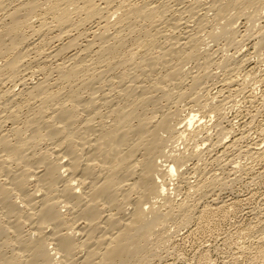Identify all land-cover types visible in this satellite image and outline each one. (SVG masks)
Instances as JSON below:
<instances>
[{"label": "rangeland", "instance_id": "rangeland-1", "mask_svg": "<svg viewBox=\"0 0 264 264\" xmlns=\"http://www.w3.org/2000/svg\"><path fill=\"white\" fill-rule=\"evenodd\" d=\"M22 1L16 0V1H12L11 3L10 0H0L1 24H5V23L7 24V19L5 18V16L8 15L11 11H13L16 5L21 4ZM45 1L47 0L39 1V3L41 4L40 6H44V3L46 4V6L40 7L41 10L37 13V16L32 17L30 23L25 27V29L24 28L22 29L23 31L21 33L24 34L23 36H25L27 39L29 38L30 39L27 40V42H25L23 46H20V49H18V51L15 52L14 54L15 57H17L18 54H20L18 55L19 57H22L21 59L19 58L21 62H23L21 63L22 66H20L21 69L19 68L20 71L16 70L20 73L15 72V75L14 73L12 74L10 73L11 75L8 73H4L5 75L0 74V113H1L0 138L5 136L7 139L10 140L8 141L11 144H14L12 141L16 143L17 137L14 136L13 133L15 130L21 128L22 131H25L23 132V138H25L24 140H28L30 138L33 139L35 136V127L32 121H34L35 117H37V115L35 116V114L39 112L38 116L42 115L41 116L42 122L44 119H46L45 122L40 125L41 130L43 129L42 132L40 130L38 133L39 137L34 139L36 140L35 145L33 147L31 146L26 150V152L29 153L25 152L26 154L25 156L27 158L24 159V162L23 161L20 162L21 163V164L19 163L20 165L14 162L10 163V166L8 165L7 167L8 170H6L7 174L4 171L2 172L4 168L1 167L0 169L1 171L0 187H4L5 185L4 183H7L6 185H10L12 180V184L10 186H5V187L6 188L9 187V189L11 187L12 191L14 192L13 195H11L12 192L10 193L11 196L9 201L12 200L10 204L16 203L14 205L12 204V206L15 207L16 210L15 212H17L14 214L15 218L13 216L11 217L5 216L6 214L5 211H7V207L5 205L7 203L5 202H3L5 204L1 203L3 200L0 199V217H1L0 225L5 230L2 232L3 233V235H1L2 237L0 236V247H1L0 255L2 256V257L0 256V258H4L5 256V260L6 259L13 260L16 259V257L18 256L17 258V260L19 259L17 261L18 263L20 260H22L23 262L20 261L22 262L21 264H27L28 260H32V252L30 253V251L26 249L25 250L22 249L23 250L22 251L20 250V248L22 247L24 248L26 244L27 245L33 244L36 241H40L44 239L42 241L46 240L45 244L48 242L46 244V248H47L46 250L48 252L50 251L49 253L50 255H52L51 257H54V254L57 253L55 254V259L53 258L54 260L53 264H60V262H56V261H62L61 264H67L68 262L71 263V261L74 264H88L87 261H90L92 264H96L97 262H98L97 264H99L101 262V259H99L100 255L99 256L96 255L94 257L92 256L89 258V252L95 250V248L99 249L101 247L103 240L102 241H97V240L99 239V237H101V239L104 238L103 236L104 232L107 236L119 232L118 227L117 228L113 227L112 229V227L110 228L109 224L108 227L104 228L105 226H107L106 222L108 220L110 223V218L108 217H111V220H113L114 223L113 217H115L116 215L118 217L117 218L115 217V220H117L118 222L116 221L115 222L119 223V221H121L122 218L123 220L121 221V223H124V221L125 220L127 221L130 216H131L130 219L132 218L133 212H135L136 205L138 204L135 203V201L142 200L143 198V202L145 203H143L144 207L143 206L142 207L146 209L145 210L146 212L153 210L152 212L153 214H150L152 215L150 217H152L153 219H156L155 216L158 217L157 218L158 220L156 219L157 220L156 222L160 221L162 222V224L157 225L158 227L155 228L154 230L155 232H153V234L150 235L148 240L145 241L147 242L146 244H144L145 242L142 243V246L145 245L146 249H144L145 247L142 248V251L143 249L144 251L140 253L141 255L139 258L141 259V256H143L142 257L143 259L141 260L137 259V261L136 259H134L128 264H264V47H263L264 46V3L257 2L253 6L249 5L244 8L245 10L243 9L241 11V12L244 11L243 13H241L238 10L236 11L232 9L228 11L226 10L225 12H227L228 14L224 13V16L222 18H219L221 20L220 21L219 19H217L218 17L216 15V12L212 8V4H211L212 0H208V1L204 0V2H202L199 5L197 4L196 0H115L116 4L115 3L113 4L114 8L122 4V2L124 3L126 2L124 5L127 4L130 5L131 7L136 6L134 7L136 9L144 8V9L156 10L157 8H159L157 9L158 11L156 10V12L160 14L164 12L168 16L166 15L165 16L166 18L163 17L161 19L160 17L161 15L159 14L160 16L158 15L157 17H154L152 20H148V21L147 20L140 21L139 19H133L131 21V23L134 26L133 27L131 25L133 27L132 32L130 34L129 32L128 34L126 32L127 38H125L123 43L126 46H123L122 48H117V53L119 55L116 53L117 58L113 60V62H115V65L113 66L114 68H111L110 70H105V68L100 67L99 70H95L93 68L92 70L89 71L81 70V73L82 71H84L85 77L82 76L83 74L79 73L81 75H78L77 78L74 79L71 83L64 82L62 83L63 84L62 85L58 81L61 76L60 75L61 72H58L56 70L57 68L56 65L61 64V62L62 64L64 62V65H68V64L71 65L74 62L73 56L74 54L76 55V53L81 52L80 54L82 56L85 55L88 56V54L85 53V50L88 46L92 47L93 51L91 52L92 55L90 54L91 56L89 55L90 57L88 56L89 58L86 59V62L88 61L90 62V60L91 62L94 61V57L96 54L93 53H97L99 49V42L101 40L100 38L98 39V37H100L101 34H104L103 36H109V35L116 36L118 29L116 30L112 28H114L113 26L115 25V23L117 24L118 18H121L120 15H122L123 12L122 14L118 12L120 15L117 13V16L116 14L113 13H111L112 17L108 15L109 22L111 21L110 23H112V25H110L111 30L109 29V34L105 31L103 32V28H101L105 25L104 21L102 22V20L95 19L93 21H90L89 23L88 22L85 23L83 22L84 18L82 16L78 17L77 14H73L72 15L73 24L74 25L80 24V25L79 27L77 25L75 27H69L68 29L70 30H68V33L69 32L70 33L68 34L64 31L62 32L52 27L53 25L51 18L45 17L47 10L46 7H48L47 6L48 3ZM75 1H76L75 3L78 4V6L75 5V7L81 6L82 4L81 0H75ZM96 1L97 2L95 3L96 5H98L97 7L104 4L103 1H99V0ZM229 1L231 2V0H224L223 2L226 4V2L230 3ZM130 3H132L133 5ZM4 4H8V6L6 5L4 6ZM2 6L5 8L7 7L6 8L7 10L3 9ZM206 8L209 9V11ZM189 9L192 11H190ZM178 10L181 12L179 13ZM189 13H192L193 15ZM157 19H159L160 21H157ZM200 19L203 21V25L201 26L200 24H202V21ZM249 19H251V21ZM105 21L107 20L105 19ZM46 22L47 25H49L48 32L44 31L41 36H37L38 34H33L34 31H37ZM181 23H183V25H180L177 28L175 27L176 24L179 25ZM226 25H229L228 27L230 28L228 29ZM225 26L226 29L228 30H225ZM115 28H118V26L115 25ZM50 30L51 33H49ZM228 32L232 34H229ZM186 33L187 35L193 34L194 37L196 35L198 38L197 39L195 37L197 40H195L194 42L195 44L192 43L194 44V47H197L194 48V52L191 53L194 54L195 56L185 57L186 55L185 54L183 55L182 53V55L181 54L178 55L179 57L178 56L175 58L171 57L172 59L169 60L170 61L169 63L163 59L161 60V57L160 59L158 58L159 60L157 58L155 59V57L159 56L160 53H164L163 46H167L169 41L175 42L179 40L178 42L180 43L183 42V38L187 36ZM260 33H262V35ZM211 34L214 35L216 34V36ZM150 35L153 37H151ZM210 36H213L215 38ZM169 37L173 39V41H171ZM167 39H169V41ZM70 41L75 42V44L73 43L72 47L70 46L71 48L69 47L71 50L67 48V50L69 51L65 50L62 53V55L58 57L56 60L50 58L49 60L44 57V55L47 56L46 54L51 53L52 55V53L63 48V45H68ZM112 41H110L111 44H114V40ZM110 42H108L109 45ZM196 43L197 45L200 44V46L199 45L197 46ZM159 48L161 49L162 52L159 50ZM195 49L197 51H195ZM137 51L138 53H136ZM162 55L160 54V56ZM2 57L0 56V70L6 65L8 61V58L6 57L2 58ZM145 57L147 58L150 57L151 58L150 60H155L157 65L162 64L163 66L158 65L157 67L158 69L155 68V70L152 71L148 70L149 68L150 69L152 68V66L151 65L149 66V64L150 63L153 64V61L150 62L149 58L146 59ZM143 58L146 59L147 64L145 63L146 61L143 62V64L141 63L142 61H144ZM71 59L73 60V62L71 61ZM120 59L121 61H119ZM130 59H132V61ZM128 60L130 61L126 63ZM157 60L161 62H158ZM122 61H124L125 63L123 62V65L119 66V63ZM139 62L141 66H144L143 68H137L134 65V63L138 64ZM115 66L117 67L115 68ZM145 66L147 67L145 68ZM171 68L173 69L176 68V70H170ZM43 69L44 72H42ZM175 71H176V75H173L174 74L173 72ZM1 72L2 71H0V73ZM143 72L145 74H142ZM168 72H170V74H168ZM100 73L103 75H100ZM93 74L97 77H95ZM170 75H173V77L170 78L171 77ZM91 76H93L94 78L92 79ZM123 76L125 79L123 78ZM81 77H84L86 80L84 78L82 79ZM86 77H88L89 79H87ZM121 78L124 79L125 82L121 81L120 83L119 80H121ZM88 80H93V81L97 80L98 82L97 81L93 82L94 84L92 83L90 87L89 85L85 87L87 85L85 84V81ZM159 81L161 84L159 83ZM42 82L43 83L46 82L48 85H50L49 90L52 93L61 91L63 93V99L61 103H64L65 101L64 104H66L67 106H70L69 103L68 104L66 103L68 101L67 97H69L68 95H70L69 93L75 91V88L76 90L80 89L79 92L78 91L77 92H78V96L81 97L80 102L82 104L81 103H80L81 105L77 104L78 107H76L77 110H80L78 113L76 112L77 113L76 115L80 116L78 117L79 120H77L78 118H76L74 119V121H69L68 122L69 128L67 127V123H66L68 132L70 130V133H73L75 136L72 134L71 135L74 136L75 138L78 137V140L80 139L81 134L77 136L78 134H75L74 133L75 131L76 133H78L79 131L81 133L83 132L85 134L84 135L85 137H88L89 135L88 140L93 141L94 139L100 136L99 134L104 130L105 127L108 128L110 124L115 125L116 121L112 118V116H114L113 115L114 113L112 112L115 111L120 113L122 111H126V109H128L126 111L127 113L129 112L128 114L135 113L132 119L129 121L131 122L129 123L130 125L127 124L129 130H133L130 131V133L127 132V135H129V137H127V144L132 145L139 142L138 140L141 138V136H144L145 140L146 139L148 140V138L151 139L150 134H153L155 131L156 132L159 131L157 135L161 136V138L158 139L161 140L162 145H160L161 143L159 144L160 146H158L157 149L158 154L156 152L155 155V161L157 162V165L170 166L174 164L172 163L173 159L177 156L180 157L182 160V162H180L181 164L180 163L177 164L178 166L181 167L180 170H179L180 167H177L176 170H178L177 171L178 173H175L173 176L163 175L165 177L162 176L158 178L155 177L157 178L155 179L156 183L159 184L166 183L165 187H166V192L168 193L167 194L165 193V197L156 199L157 197L155 196L156 198L155 197L154 198L156 200L150 197L151 198L150 200L151 202H150L148 200L146 201L144 200V197L141 194L143 192L139 193L140 191L143 190H139V189L136 190L135 188L134 190L131 189L129 190L130 186L138 181L139 175L142 172L140 166L138 167L136 166L137 169L131 168L132 171H130V169L129 170L126 169V172L123 171L120 174V176L122 177L119 176L120 185L116 188L118 193L116 192L117 194L116 193L115 194L118 195L119 197L118 196L117 197L120 198L119 200H121V202H119V204L121 205L120 208L121 209L122 207L123 209L126 208L125 210L123 209L121 210L119 208V210L121 211L120 213L118 212V209H116L118 207L117 205L110 206L108 203L106 204L102 200H100V203L99 201L96 202L98 203L97 204L98 209L99 210L101 209L100 210L101 212L100 211L98 212L101 213L100 217L102 218L101 220L99 219L98 221H96V223L98 225L100 224V227L103 228L94 230L93 227V229L88 230L89 222L86 223L88 218L82 213H80V211L81 212L82 210L84 211V207L90 201V199L88 200L89 197L87 196L90 192L85 187L79 186L80 188L79 193L81 195H83L84 193V198L82 200L84 205L79 204V206L77 207L78 209L75 208L76 210H74L75 211L74 213H72L73 211L71 212L70 209L69 210L64 209L65 208L64 205H62V207L59 208L57 207L56 211L59 214H61V219H64V221L62 220L63 222H61L63 223V226L60 224L59 228H54L51 222L44 223L46 228L42 227V233L41 232L36 233L38 230L35 228L38 226V224H42L39 223L40 221L38 217V212L44 208V207L42 208L43 205L45 206L51 205L52 201L62 202L61 200H64L62 197L61 188L63 189L65 183L62 182L67 181L69 178L67 174L64 175L65 177L62 176L64 180H61V183H59V181L55 183L54 187L52 188L53 190L51 188H48L49 186L47 184H41L42 182L46 183L44 182L45 180L44 181L42 180L39 185L40 179L37 175L40 172L44 171L46 169V166L48 167L52 165L59 166L57 162L58 161L57 155L55 154V149L57 148V145L59 143L57 142V139H53L52 137L53 139L52 141V139L49 138L53 136L52 129L50 127H51V123L53 122L51 120L55 118L54 109L57 107V105L48 106L49 108L45 106L44 108L46 109H44L43 107H41L42 106L41 97L35 98L31 101L29 99V96L27 95L28 91H31L32 88L37 87V85H39ZM80 82H83L85 86H83V84L81 85ZM79 84L80 86H78ZM157 85L158 86L160 85L159 87L161 88V90H159L160 88ZM127 86L132 87V91L134 92L130 93L131 88L129 91H127L128 89ZM155 88L156 91H154ZM157 90L160 92H158ZM8 92H10L9 95H7ZM84 94L87 95L85 96ZM129 94H131V97H128ZM61 96L60 98H62ZM194 99L195 101H193ZM136 100H138V102H136ZM88 101H90L89 103H91V101H94V107L96 110L90 108L89 109L90 111H88V109L86 110V108L83 107L86 106L85 104H87ZM196 101L198 103H196ZM139 103H141V105ZM10 104L14 109L11 107ZM27 104L29 106H27ZM133 107L134 109H132ZM4 108L7 110H5ZM81 108L82 109L84 108L83 111ZM129 109H131V111L134 112H131ZM12 111L16 112V115L18 116L17 120L19 121L16 120L17 121L16 122L10 118L9 114L10 113L12 114ZM218 111L220 112L218 113ZM3 112L5 115L3 114ZM87 114L88 116H86ZM191 115H193V117ZM191 117L195 118L194 119L195 121L193 122L195 124H192L193 126H191L190 128L188 127L189 126L188 121L190 122V119H192ZM95 119L96 122L94 121ZM153 119H155L156 121ZM89 120H93L91 122H93L94 124L93 125L91 124V126L87 125L85 122H88ZM12 121L14 122L12 123ZM146 122H148L149 125ZM59 123L62 126V123L60 121ZM160 123L161 124L165 123L166 127H164ZM85 124L86 126H84ZM45 125L46 126L48 125L47 128H50L49 131L45 129ZM127 125L125 129L128 128ZM141 125H143V128L146 127L147 125L148 126L147 129L149 131L144 130ZM72 126L76 130L70 128ZM155 126H157V128L162 126L163 128L160 127L159 128L160 130L159 129L157 130ZM167 126L169 127V130L167 129L168 128ZM96 127H100L102 131L100 130L101 132H99V130ZM152 127L156 128V130L155 128L153 129L154 132H152L151 130ZM82 128H85V130H83ZM92 128L93 130L91 132ZM133 128H136L137 130L136 129L134 130ZM165 128L167 131L164 130ZM77 129H79V131ZM89 129L90 131H88ZM161 129L162 132H160ZM129 130L127 129V131ZM46 131L48 132L46 133ZM86 131H88L89 133L86 134ZM139 131L140 134L144 133V135H138L137 133ZM93 132L97 134L93 135L94 134ZM149 132L150 134H148ZM178 133L180 134V136ZM47 134L48 136L45 137V135ZM133 139L137 141H134ZM86 141L87 140H85V142L81 141V147L88 146ZM82 143L83 144L86 143V145H82ZM127 144L122 147L123 152L125 151L124 153H126L130 148L127 146ZM175 147L177 148L174 150ZM140 148L141 149L138 150V153H136L137 156L136 159L139 161H144L143 159L145 158V156L143 158V155H146L144 154L145 150L142 149L143 146ZM3 151L4 150L0 148V153H1L0 164L5 160V152ZM85 152H86V148L84 149V152H82V154L80 153L81 155L79 158V160L81 161L82 169L85 168L88 161L87 159H89V157H87L89 154L87 152L85 154ZM174 152L176 153V155ZM52 154L56 155V157L53 156ZM42 155L45 156L44 161H42L45 164L42 163L38 164L40 162V158H41L40 156ZM169 156L171 157L169 158ZM140 157H142L143 159ZM165 157L169 158L170 160L165 159ZM46 158L48 159L46 160ZM171 158H172V162H171ZM28 159H30L29 162ZM45 160L47 162H45ZM96 161L98 160L95 159V162ZM51 162H53L54 164ZM92 162L95 165H97V169H96L97 171L100 170V168L102 169L104 166L108 167V165H103V166L100 165L102 164L100 163V161H98L99 164L98 163L96 164L94 161ZM46 163L48 165H46ZM34 164L35 165L37 164L38 166L34 167ZM24 165L26 167L29 166V168H33V169L30 170L28 168V172H27L26 170H24L26 169ZM16 166H19V168L14 169L17 168ZM134 169H136L135 173H133ZM23 170L26 172H24ZM20 171L27 174L22 175ZM24 175L28 177L30 176L29 179L25 178ZM13 177L15 180L20 179L22 177L23 180H28L26 181V183L27 182L29 183L25 185L26 186L25 188L28 191L25 190V192H27L25 193V195L23 194L22 196L20 192H16L13 186L14 179H11ZM88 179L87 180L89 182H93L94 176L91 178V180L90 178ZM161 179L165 182H162ZM43 185H46V189L44 188ZM48 189L50 190L48 191ZM46 190L48 191V195L47 192H44ZM51 191L52 193H49ZM122 191L123 194L121 193ZM129 192L130 193L132 192L131 197L129 195L130 194ZM32 193L34 194L35 199H27L26 197L32 195ZM124 195L126 196L124 197ZM47 198L48 200L50 199L49 204L48 203L46 204V202L48 201ZM44 199L46 202L44 201ZM18 200L20 201L18 202ZM29 200H35V201H29ZM155 201H156V206L154 203ZM31 202H33V204H31ZM34 204H36L37 206ZM30 205H34L30 207L34 210L30 211V208H27L28 210L26 209V207H29ZM3 206H5L6 208ZM16 206H19V208H17ZM149 206L151 207V209ZM154 211L156 212L158 211L157 214H155ZM17 214L22 215L19 216V218H21L20 220L22 221L17 220L18 219ZM25 214H27V218H31L30 216H33L34 219L32 220L31 218L29 221V219L25 218L26 217ZM168 214H170V217L166 218ZM84 217L87 219H84ZM104 217L106 220L104 219ZM152 218H150L149 221L151 220L153 221ZM23 219L26 223L23 222ZM76 219H78V221ZM17 221H19L20 224ZM12 223L19 224L20 226L18 227L22 226V228H19L20 229L19 234L20 236L23 235L22 237H20L18 233L14 232L13 229L17 227V225L14 224L13 226H11ZM104 223L105 225H102ZM9 227L11 228L13 227V228L12 229L10 228L11 230H9ZM81 228L84 231L81 230ZM21 229H23V231H21ZM58 229L60 230V233ZM106 229L108 233H106L105 231ZM75 230L76 232L78 231L79 232L82 231V232L79 233L80 235L75 236ZM85 230H87L88 232L95 231V233L93 234L94 238L92 239L93 241L94 239H96L95 241L97 242L95 241L93 242L91 240L92 245L90 244L89 246L86 247L81 246L83 247V249H80L81 248L80 243L83 241L85 242L86 238H88V234H90ZM34 232L36 233V235H33L35 234ZM85 232H87L88 234ZM4 233L7 236H5ZM56 234H58L59 236L66 234L69 235L73 234L74 236L72 237L73 238L76 237L75 239H73L75 240L74 243L76 244L75 253L73 252L74 255L70 256L73 257V259L69 258V260L66 261V259H63L64 257L62 253L60 254L59 250L56 249L58 248L57 245H55L57 244V242L54 240L55 237H58ZM32 235L35 237H33ZM22 238L27 240V242L25 240H24L25 243L22 242L23 241ZM15 239H17V241ZM5 242H6V246H4ZM19 242H22V245ZM77 245H79L78 248ZM19 251L21 254H23V256L19 253ZM28 254L29 256H27ZM2 260L4 259H0V261ZM28 263L30 262L28 261Z\"/></svg>", "mask_w": 264, "mask_h": 264}, {"label": "bare ground", "instance_id": "bare-ground-1", "mask_svg": "<svg viewBox=\"0 0 264 264\" xmlns=\"http://www.w3.org/2000/svg\"><path fill=\"white\" fill-rule=\"evenodd\" d=\"M11 1V3H12V1H16V0H10ZM18 1V0H17ZM22 1V0H21ZM39 1L40 0H25V1H22V3L21 4H19V5H16V7L13 9V11H11L8 15H6L5 16V18L7 19V24L5 23V24H1L0 23V56L2 57H6V58H8V61H7V63H6V65L0 70V71H2L0 74H4V73H8V74H12V73H14V75H15V72L16 73H20V72H18V71H16V70H19V68L21 69V67L20 66H22L21 65V63H23V62H21V58L22 57H19L18 55H20V54H18L17 55V57H15L14 56V54H15V52H17L18 51V49H20V46H23L24 45V43L25 42H27V40H29V39H27L25 36H23L24 34H22L21 32L23 31L22 29L24 28L25 29V27L30 23V20H31V18L32 17H34V16H37V13L41 10V8L40 7H44V6H46V4L44 3V6H40L41 4L39 3ZM82 2V4H81V6H79V7H75V5L76 6H78V4L77 3H75L76 1L75 0H47V1H45V2H47L48 4H47V6L48 7H46V18H51V20H52V27H54V28H56V29H58V30H60V31H64V32H66V33H68V30H70V29H68L69 27H75L76 25H74L73 24V22H72V15L73 14H77L78 15V17L80 16H82L84 19H83V22H90V21H93V20H95V19H99V20H102V22L104 21L105 22V25L103 26V27H101V28H103V32L105 31V32H107L108 34H109V29H110V25H112V23H110L109 22V17H108V15H112L111 13H113V14H116V16H117V13L118 12H120V14H122V12H123V14L122 15H120L119 13V15L121 16V18H118V22H117V24L115 23V25H117L118 26V28H115V25L113 26L114 28H112V29H118L117 30V34H116V36H103L104 34H101L100 35V37H98V39L100 38L101 40H100V42H99V49H98V51H97V53H93V54H96L95 55V57H94V61H92L91 62V60H90V62L88 61V62H86V59L87 58H89L92 54H91V52L93 51V48L92 47H90V46H88L87 48H86V50H85V53H87L88 54V56L87 55H85V56H82L80 53H76V55L74 54V56H73V60H74V62H73V60L71 59V61L73 62L71 65H64V62H63V64H62V62H61V64H59V65H56V70L58 71V72H61V76H60V78H59V82L62 84V83H64V82H66V83H71L74 79H76L77 78V76L78 75H81V74H83L82 76H84V71H86V70H92V68L93 69H95V70H99V68L100 67H103V68H105V70H110L111 68H114L113 66L115 65V62H113V60L114 59H116L117 58V48H122L123 46H126L125 44H123L124 43V40H125V38H127L126 36H127V34H128V32H129V34L132 32V28L134 27L133 26V24L131 23V21L133 20V19H139L140 21H145V20H152L154 17H157L160 13H158V12H156V10L157 9H159V8H157L156 10L155 9H144V8H140V9H136V8H134V7H136V6H134V7H131L130 5H124L125 3L124 2H122V4H120L119 6H115L116 8H114L113 7V4L115 3V0H99V1H103V3L104 4H102L101 6H99V7H97L98 5H96V3L95 2H97L96 0H81ZM197 1V4L199 5V4H201L202 2H204V0H196ZM208 1V0H207ZM207 1H205V2H207ZM224 0H212V8H213V10H215V12H216V15H217V19H219V18H222L223 16H224V13L226 14L227 12H225L226 10L228 11V10H230V9H232V10H238V11H242L245 7H247V6H253L254 4H256L257 2H260V3H264V0H231V2L230 3H227L226 2V4L223 2ZM5 2H7V1H5ZM20 2V1H19ZM130 2H132V1H130ZM176 2V1H175ZM8 3H9V1H8ZM16 3V2H15ZM18 4V3H17ZM99 4V3H98ZM116 4V3H115ZM130 4H132V3H130ZM158 4V3H157ZM8 6V4H4V6ZM133 5V4H132ZM160 5V4H159ZM168 5V4H167ZM208 5V4H207ZM258 5V4H257ZM204 6V5H203ZM141 7V6H140ZM149 7H151V6H149ZM166 7V6H165ZM168 7V6H167ZM198 7V6H197ZM211 7V6H210ZM258 7V6H257ZM2 8L3 9H6L5 7H3L2 6ZM146 8V7H145ZM152 8H155V7H152ZM194 8V7H193ZM164 9V8H163ZM171 9H173V8H171ZM180 9H182V8H180ZM197 9V8H196ZM207 9V8H206ZM7 10V9H6ZM190 10V9H189ZM208 11H209V9H207ZM245 10V9H244ZM258 10V9H257ZM158 11V10H157ZM160 11V10H159ZM169 11H171V10H169ZM179 11V10H178ZM190 11H192V10H190ZM42 12V11H41ZM161 12V11H160ZM181 11H179V13H180ZM213 12V11H212ZM234 12V11H233ZM244 12V11H243ZM243 12H241V13H243ZM247 12V11H246ZM4 13V12H3ZM162 13V12H161ZM164 13V12H163ZM160 14L159 16L161 17V19L164 17V18H166L165 16L167 15V14ZM196 13H197V11H196ZM198 13H199V11H198ZM250 13V12H249ZM256 13V12H255ZM254 13V14H255ZM189 14H192V13H189ZM228 14V13H227ZM234 14V13H233ZM119 15H118V17H119ZM193 15V14H192ZM215 15V14H214ZM235 15H237V14H235ZM249 15V14H248ZM168 16V15H167ZM197 16V15H196ZM204 16V15H203ZM206 16V15H205ZM239 16V15H238ZM247 16V15H246ZM44 17V18H45ZM112 17V16H111ZM114 17V16H113ZM191 17V16H190ZM226 17V16H225ZM229 17V16H228ZM237 17V16H236ZM244 17V16H243ZM258 17V16H257ZM171 18V17H170ZM81 19V18H80ZM105 19L107 20V21H105ZM160 19V18H159ZM159 19H157V21H160ZM190 19V18H189ZM206 19V18H205ZM201 20V19H200ZM220 20V19H219ZM250 21H251V19H249ZM157 21H155V22H157ZM162 21V20H161ZM176 21V20H175ZM202 21V20H201ZM221 21V20H220ZM231 21V20H230ZM2 22V21H1ZM41 22H43V21H41ZM99 22V21H98ZM101 22V21H100ZM101 22V23H102ZM135 22V21H134ZM133 22V23H134ZM138 22V21H137ZM149 22H151V21H149ZM199 22V21H198ZM205 22V21H204ZM227 22V21H226ZM259 22V21H258ZM139 23V22H138ZM153 23V22H152ZM163 23H165V22H163ZM187 23V22H186ZM185 23V24H186ZM208 23V22H207ZM93 24H94V22H93ZM100 24V23H99ZM103 24V23H102ZM156 24V23H155ZM175 24V23H174ZM200 24V23H199ZM205 24V23H204ZM219 24V23H218ZM254 24V23H253ZM79 25L80 24H78L77 26L79 27ZM133 27H132V26ZM180 25H183V23H181V24H176V28L177 27H179ZM201 25H203V21H202V24H200V26ZM220 25H221V23H220ZM51 26V25H50ZM156 26V25H155ZM186 26V25H185ZM198 26V25H197ZM209 26V25H208ZM227 27L229 26V25H226ZM226 26H225V30H228L230 27H228V29H226ZM231 26V25H230ZM112 27V26H111ZM168 27V26H167ZM174 27V26H173ZM232 27V26H231ZM255 27H256V25H255ZM175 28V29H176ZM202 28V27H201ZM49 29V25H47V22L46 23H44L37 31H34V33L33 34H38L37 36H41L42 34H43V32L44 31H49L48 30ZM224 29V28H223ZM234 29V28H233ZM232 29V30H233ZM111 30V29H110ZM173 30V29H172ZM177 30V29H176ZM178 30H179V28H178ZM201 30V29H200ZM205 30V29H204ZM53 31V30H52ZM97 31H98V29H97ZM115 31V30H114ZM142 31V30H141ZM149 31V30H148ZM188 31V30H187ZM251 31V30H250ZM102 32V33H103ZM126 32H127V34H126ZM161 32V31H160ZM192 32V31H191ZM219 32V31H218ZM49 33H51V30H50V32ZM70 33V32H69ZM68 33V34H69ZM95 33V32H94ZM116 33V32H115ZM171 33V32H170ZM197 33V32H196ZM216 33V32H215ZM223 33H226V32H223ZM222 33V34H223ZM229 34H232V33H230V32H228ZM227 33V34H228ZM139 34V33H138ZM149 34V33H148ZM261 35H262V33H260ZM132 35V34H131ZM167 35V34H166ZM186 35H187V33H186ZM211 35H214V34H211ZM224 35V34H223ZM44 36V35H43ZM42 36V37H43ZM46 36V35H45ZM66 36H67V34H66ZM151 36V35H150ZM174 36V35H173ZM181 36V35H180ZM214 36H216V34L214 35ZM42 37H41V40H42ZM86 37V36H85ZM102 37V38H101ZM130 37V36H129ZM149 37V36H148ZM151 37H153V36H151ZM155 37V36H154ZM163 37V36H162ZM195 37L197 38V36L195 35ZM194 37V35L193 34H189V35H187V36H185L184 38H183V42H178L179 40H177V41H173V39H171L170 37H169V39L171 40V41H173V42H170L169 41V39H167L169 42H168V45L167 46H163V51H164V53H160L162 56H160V54H159V56H157V57H155V59L157 58H159L160 59V57H161V60L163 59V60H165L166 62H170L169 60L170 59H172L171 57H177L179 54H181L182 55V53H183V55L185 54L186 56L185 57H187V56H189V57H192V56H195L194 54H191V53H193L194 52V48H197V47H194V42H195V40H197L196 38ZM210 37H213V36H210ZM58 38H59V35H58ZM57 38V39H58ZM167 38V37H166ZM213 38H215V37H213ZM212 38V39H213ZM179 39H180V37H179ZM203 39V38H202ZM229 39V38H228ZM112 40H114V44H111V42L110 41H112ZM127 40V39H126ZM149 40H150V38H149ZM163 40V39H162ZM55 41V40H54ZM94 41H95V39H94ZM181 41V40H180ZM206 41V40H205ZM242 41V40H241ZM42 42V41H41ZM77 42V41H76ZM108 42H110V45L108 44ZM157 42V41H156ZM167 42V41H166ZM68 43V42H67ZM73 43L75 44V42H73V41H70L69 42V44L68 45H63V48H61V49H59L58 51H56V52H54V53H52V55H51V53L50 54H46L47 56H45L44 55V57L46 58V59H57L58 57H60L61 55H62V53L65 51V50H67V48H69L70 46L72 47L73 46ZM91 43V42H90ZM112 43H113V41H112ZM136 43H137V41H136ZM192 43H194V44H192ZM228 43V42H227ZM39 44V43H38ZM145 44V43H144ZM91 45V44H90ZM93 45H95V44H93ZM149 45H151V44H149ZM157 45V44H156ZM196 45H197V43H196ZM199 46H200V44H198ZM197 45V46H198ZM67 46V47H66ZM75 46V45H74ZM81 46V45H80ZM117 46V47H116ZM70 47V48H71ZM116 47V48H115ZM264 47V46H263ZM69 48V50H71ZM155 48H156V46H155ZM124 49V48H123ZM149 49V48H148ZM69 50H67V51H69ZM96 50V49H95ZM119 50V49H118ZM159 50L161 51V49L159 48ZM195 51H197L196 49H195ZM35 52V51H34ZM33 52V53H34ZM84 52V51H83ZM82 52V53H83ZM96 52V51H95ZM162 52V51H161ZM29 53V52H28ZM84 53V54H85ZM117 53V54H116ZM136 53H138V51L136 52ZM197 53V52H196ZM190 54V55H189ZM38 55V54H37ZM119 55V54H118ZM134 55V54H133ZM146 55V54H145ZM151 55V54H150ZM2 57V58H3ZM44 57H42V58H44ZM179 57V56H178ZM181 57V56H180ZM184 57V58H185ZM20 58V59H19ZM93 58V57H92ZM146 59H148L149 58V60L151 59L150 57H145ZM145 58H143L144 59V61H142L141 63L143 64V62H145L146 61V59ZM49 59V60H50ZM135 59V58H134ZM142 59V60H143ZM154 59V58H153ZM158 59V60H159ZM65 60V59H64ZM131 61H132V59H130ZM130 60H128L126 63H128ZM157 60V61H158ZM45 61H47V60H45ZM63 61V60H62ZM119 61H121V59L119 60ZM141 61V60H140ZM151 61H153V64H149V66L151 65L152 66V68L150 69H148V70H155V68H157L158 67V65L160 66V65H162V64H158L157 65V63L155 62V60H150V62ZM249 61V60H248ZM35 62V61H34ZM123 62L124 61H122V62H120L119 63V66L120 65H123ZM137 62V61H136ZM158 62H161V61H158ZM163 62V61H162ZM185 62V61H184ZM39 63V62H38ZM125 63V62H124ZM146 64H147V61L145 62ZM168 63H165V64H168ZM183 63V62H182ZM118 64V63H117ZM116 64V65H117ZM134 65L137 67V68H143L144 66H141V64H140V62L138 63V64H135L134 63ZM206 65V64H205ZM118 66V67H119ZM163 66V65H162ZM166 66V65H165ZM30 67V66H29ZM117 66H115V68H116ZM122 67V66H121ZM147 66H145V68H146ZM24 68V67H23ZM107 68V69H106ZM109 68V69H108ZM48 69V68H47ZM131 69H132V67H131ZM158 69V68H157ZM156 69V70H157ZM3 70H4V72H3ZM80 70V71H79ZM81 70H84V71H82V73H81ZM145 70V69H144ZM170 70H176V68L175 69H173V68H171ZM20 71V70H19ZM166 71V70H165ZM31 72V71H30ZM42 72H44V69L42 70ZM52 72V71H51ZM96 72V71H95ZM103 72V71H102ZM105 72V71H104ZM79 73H81V74H79ZM94 73V72H93ZM99 73V72H98ZM174 74L173 75H176V71L175 72H173ZM10 74V75H11ZM47 74V73H46ZM51 74V73H50ZM108 74V73H107ZM142 74H145L144 72L142 73ZM160 74V73H159ZM158 74V75H159ZM168 74H170V72H168ZM172 74V73H171ZM5 75V74H4ZM9 75V76H10ZM24 75V74H23ZM32 75H34V74H32ZM41 75V74H40ZM89 75V74H88ZM94 75V74H93ZM100 75H103V74H101L100 73ZM126 75H128V74H126ZM173 75H170L171 77L170 78H172L173 77ZM44 76V75H43ZM95 76V75H94ZM117 76H118V74H117ZM132 76V75H131ZM180 76V75H179ZM200 76V75H199ZM13 77V76H12ZM85 77V76H84ZM84 77H81L82 79L84 78ZM92 77V79L94 78L93 76H91ZM95 77H97V76H95ZM98 77H99V75H98ZM103 77V76H102ZM127 77V76H126ZM140 77H142V76H140ZM159 77V76H158ZM169 77V76H168ZM28 78V77H27ZM87 79H89L88 77H86ZM116 78V77H115ZM123 78H124V76H123ZM139 78V77H138ZM176 78V77H175ZM178 78V77H177ZM206 78V77H205ZM5 79V78H4ZM20 79H22V78H20ZM48 79H50V78H48ZM85 79V78H84ZM91 79V78H90ZM125 79V78H124ZM124 79H122L121 78V80H119L120 81V83H121V81H124L125 82V80ZM134 79V78H133ZM6 80V79H5ZM25 80V79H24ZM86 80V79H85ZM111 80V79H110ZM129 80V79H128ZM136 80V79H135ZM15 81V80H14ZM33 81V80H32ZM40 81V80H39ZM97 80H88V81H85V84H87L86 86L83 84V82H80L81 83V85L83 84V86H85V87H87L88 85H89V87H90V85H92V83L93 82H96ZM99 81H102V80H99ZM133 81V80H132ZM164 81V80H163ZM166 81V80H165ZM170 81V80H169ZM195 81V80H194ZM87 82V83H86ZM98 82V81H97ZM110 82V81H109ZM200 82V81H199ZM28 83V82H27ZM46 83V82H45ZM45 83H40L39 85H37V87H34V88H32L31 89V91H28V96H29V99L32 101L33 99H35V98H38V97H41V99H42V106L41 107H45V106H56L57 105V107L54 109V113H55V118L53 119V120H51V121H53L52 123H51V129H52V133H53V136H51V137H49V138H51L52 139V137H53V139H57V142L59 143H57L58 145H57V148L55 149V154L57 155V159H58V165L59 166H56V165H52V166H46V169L44 170V171H42V172H40L37 176L39 177V185H40V183H41V181L43 180H45L44 182H46V183H41V184H47L49 187L48 188H53L54 187V185H55V183H57L58 181H59V183H61V180H64L63 178H62V176L63 177H65L64 175H68L69 176V178H68V180L67 181H65V182H62V183H65L64 185L65 186H63V189L61 188V193H62V197H63V199L64 200H61L62 202H58V201H52V204L51 205H43L42 206V208L43 209H41L39 212H38V217H39V223H42V224H38V226L35 228V229H37L36 231V233H38V232H41L42 233V227H44V228H46V226H45V224L44 223H48V222H51L52 223V225H53V227L54 228H59V225L61 224L62 226H63V223H61V222H63L64 221V219H61V214H59L57 211H56V208L58 207H62V205H64V209H70V211L72 212V213H74L75 211L74 210H76L75 208H77L78 206H79V204H83V202H82V200H83V198H84V193H83V195H81L80 193H79V190H80V188H79V186H82V187H85L86 189H88V191L90 192L87 196L89 197L88 198V200L90 199V201L87 203V205L84 207V211L82 210V212L80 211V213H82L83 215H85L87 218H85L84 217V219H87V221L86 220H84V221H86V223L87 222H89V228L88 227H86V228H88V230L89 229H93V227H94V230H97V229H99V228H103V227H100V224L98 225L97 223H96V221H98L99 219L101 220L102 218L100 217L101 216V213H99L98 211H100L99 209H98V207H97V204L98 203H96V202H98L99 201V203H100V200H102V201H104L106 204L108 203L110 206L111 205H117L118 207L116 208V209H118V212H120L121 213V211L119 210V208H120V204H119V202H121V200H119L120 198H118L119 196L118 195H116L118 192H117V190H116V188L120 185L119 183V176H120V174L123 172V171H125L126 172V169L127 170H129L130 169V171H132V169L133 168H136V166L138 167V166H140V169L142 170V172H141V174L139 175V179H138V181L136 182V183H134V184H132L131 186H130V188H129V190L131 189V190H134V188L136 189V190H143V191H140L139 193H141V192H143V193H141L142 195H143V197H144V200L146 201V200H148V201H150L151 200V198H154L155 196L157 197H155L156 199H160L161 197L163 198V197H165V193L167 194L168 192H166V183L164 184V183H161V184H159V183H156L155 182V179H157L158 177H160V176H162V177H165V176H163V175H169V176H173L175 173H178L177 171L178 170H176L177 169V167H180V166H178L177 164L178 163H180V162H182V160H181V158L180 157H175L174 159H173V162H172V158H171V162L172 163H174V164H172V165H170V166H159V165H157V162L155 161V155H156V152H157V154H158V151H157V149H158V146H160V145H162V143H161V140H159L158 138H161V136H158L157 135V133L159 132V131H153V129L156 127L157 128V126H155V127H152V132H154L153 134H150V132L148 133V134H150V136H151V139L150 138H148V140H147V142H146V140L144 139V136H141V138L138 140L139 142H137V143H135V144H132V145H129V144H127V137H129V135H127V132H129L130 133V131H133V130H129V127H128V125L127 124H129V123H131V122H129L131 119H132V117H133V115L135 114V113H133V114H128L126 111L128 110V109H126V111H122V112H112V111H110V112H112V113H114L113 115L114 116H112V118L116 121V123H115V125H112V124H110L109 126H108V128H104V130L102 131V129H100V127H96L98 130H99V132H101L99 135V137L98 138H96V136H95V138L96 139H94L93 141H91V140H88V138H89V135H88V137H85L84 135V133L82 134L80 131H79V129H77L78 131V133H76V131L74 132L75 134H78L77 136H79V134H81L80 135V139L78 140V137H74L75 135L73 134V133H70V130H69V132H68V129H67V127L69 128V126H68V122L69 121H74V119H76V118H78V117H80L79 115L77 116L76 114L80 111V110H77V108L76 107H78L77 106V104L78 105H81L82 103L80 102L81 100H80V96H78V92H79V90L77 89L76 90V88H75V91H73V92H71V93H69L70 95H68V93H67V95L69 96V97H67L68 98V101H67V99H66V103L68 104H70V106H67L66 104H64L65 103V101H64V103H61L62 102V99H63V93L61 92V91H59V92H56V93H52V92H50V90H49V86L50 85H48L47 83L45 84ZM53 83V82H52ZM59 83V84H60ZM75 83V82H74ZM77 83V82H76ZM91 83V84H90ZM120 83H119V85H120ZM131 83V82H130ZM153 83V82H152ZM151 83V84H152ZM159 83H160V81H159ZM19 84H21V83H19ZM94 84V83H93ZM133 84V83H132ZM161 84V83H160ZM175 84V83H174ZM5 85V84H4ZM63 85V84H62ZM61 85V86H62ZM65 85H67V84H65ZM77 85V84H76ZM168 85H169V83H168ZM193 85H194V83H193ZM195 85H197V84H195ZM78 86H80V84L78 85ZM82 86V87H83ZM117 86V85H116ZM126 86V85H125ZM129 86H130V84H129ZM139 86V85H138ZM158 86V85H157ZM160 86V85H159ZM158 86V87H159ZM174 86V85H173ZM27 87V86H26ZM32 87V86H31ZM72 87V86H71ZM88 87V88H89ZM128 87V86H127ZM127 87H126V89H127ZM63 88V87H62ZM70 88V87H69ZM81 88V87H80ZM92 88H94V87H92ZM91 88V89H92ZM110 88V87H109ZM130 88H131V91H130V93L132 92H134V91H132V87H128V89H127V91H129L130 90ZM136 88V87H135ZM153 88V87H152ZM160 88V87H159ZM166 88V87H165ZM66 89H67V87H66ZM72 89V88H71ZM70 89V90H71ZM108 89V88H107ZM137 89H139V88H137ZM141 89V88H140ZM174 89V88H173ZM180 89V88H179ZM65 90V89H64ZM84 90H86V89H84ZM103 90V89H102ZM101 90V91H102ZM112 90V89H111ZM111 90H110V92H111ZM114 90V89H113ZM143 90H144V88H143ZM159 90H161V88L159 89ZM78 91V92H77ZM91 91V90H90ZM96 91V90H95ZM126 91V92H127ZM150 91V90H149ZM154 91H156V88H155V90ZM158 91V90H157ZM186 91V90H185ZM20 92H22V91H20ZM139 92V91H138ZM158 92H160V91H158ZM9 93L10 92H8V94L7 95H9ZM26 93V92H25ZM96 93V92H95ZM94 93V94H95ZM166 93V92H165ZM5 94V93H4ZM93 94V95H94ZM112 94V93H111ZM125 94V93H124ZM127 94V93H126ZM62 95V96H61ZM85 95V94H84ZM87 95V94H86ZM85 95V96H86ZM89 95V94H88ZM182 95V94H181ZM60 96L62 97V98H60ZM90 96V95H89ZM109 96V95H108ZM183 96V95H182ZM91 97V96H90ZM125 97H126V95H125ZM128 97H131V94H129V96ZM148 97V96H147ZM106 98V97H105ZM111 98V97H110ZM152 98V97H151ZM179 98V97H178ZM8 99V98H7ZM107 99V98H106ZM129 99V98H128ZM180 99V98H179ZM91 100V99H90ZM114 100V99H113ZM127 101V100H126ZM151 101V100H150ZM193 101H195V99L193 100ZM30 102V101H29ZM35 102V101H34ZM33 102V103H34ZM84 102H86V101H84ZM90 101H88V103L87 104H85L86 106H83L84 108H86V110L88 109V111H90L89 109L91 108V109H95V107H94V101H91V103H89ZM114 102V101H113ZM136 102H138V100H136ZM11 103V102H10ZM28 103V102H27ZM81 103V104H80ZM104 103V102H103ZM108 103H110V102H108ZM118 103V102H117ZM132 103V102H131ZM131 103H128V104H131ZM196 103H198L197 101H196ZM91 104V105H90ZM112 104V103H111ZM114 104V103H113ZM140 105H141V103H139ZM11 105V104H10ZM41 105V104H40ZM44 105V106H43ZM87 105H90V106H87ZM157 105V104H156ZM155 105V106H156ZM2 106V105H1ZM23 106V105H22ZM27 106H29L28 104H27ZM102 106V105H101ZM130 106V105H129ZM11 107H12V105H11ZM18 107V106H17ZM19 107H21V106H19ZM39 107V106H38ZM13 108V107H12ZM11 108V109H12ZM49 108V107H48ZM54 108V107H53ZM83 108V109H84ZM122 108H124V107H122ZM193 108V107H192ZM5 109V108H4ZM14 109V108H13ZM39 109V108H38ZM44 109H46V108H44ZM82 109V108H81ZM83 109H82V111H83ZM120 109V108H119ZM132 109H134V107L132 108ZM5 110H7V109H5ZM4 110V111H5ZM30 110V109H29ZM77 110V111H76ZM96 110V109H95ZM98 110V109H97ZM112 110V109H111ZM114 110V109H113ZM130 111H131V109H129ZM214 110V109H213ZM51 111H53V110H51ZM93 111V110H92ZM91 111V112H92ZM198 111V110H197ZM30 112H32V111H30ZM42 112H44V111H42ZM46 112H47V110H46ZM77 112V113H76ZM126 112V113H125ZM131 112H134V111H131ZM130 112V113H131ZM220 111H218V113H219ZM51 113V112H50ZM87 113V112H86ZM89 113V112H88ZM95 113H96V111H95ZM111 113V114H112ZM171 113V112H170ZM193 113H195V112H193ZM216 113V112H215ZM1 114V113H0ZM3 114H4V112H3ZM41 114V113H40ZM44 114V113H43ZM93 114V113H92ZM5 115V114H4ZM3 115V116H4ZM7 115V114H6ZM10 115V118L12 119V120H14V121H16L17 120V118H18V116L16 115V112H13L12 111V114L10 113L9 114ZM37 115V117H35ZM39 115V112L37 113V114H35V119H34V121H32V123H33V125H34V127H35V136H34V138L32 139V138H30V139H28V140H24L25 138H23V132H25V131H22V129L21 128H19V129H17V130H15L14 131V136H16L17 137V139H16V143L14 142V141H12L14 144H11L9 141V139H7L5 136H3V137H1L0 138V148H2L4 151L3 152H5V160L3 161V162H1V164H0V169H1V167L2 168H4L3 170H2V172L4 171L5 173H6V170H8L7 169V167H8V165L10 166V163H16V164H18V165H20L21 163L20 162H24V159H26L27 157L25 156L26 154H25V152H26V150L28 149V148H30L31 146L33 147L34 145H35V141L36 140H34V139H36L37 137H39L38 136V133H39V131L41 130V128H40V125L41 124H43L44 122H45V120L46 119H44L43 120V122H42V120H41V116H38ZM85 115V114H84ZM91 115V114H90ZM98 115H99V113H98ZM105 115V114H104ZM107 115V114H106ZM194 115V114H193ZM193 115H191L192 117H193ZM17 116V117H16ZM86 116H88V114L86 115ZM176 116H177V114H176ZM94 117V116H93ZM92 117V118H93ZM96 117H97V115H96ZM136 117V116H135ZM152 117H154V116H152ZM160 117V116H159ZM191 117V118H192ZM196 117V116H195ZM101 118V117H100ZM48 119V118H47ZM151 119V118H150ZM174 119H175V117H174ZM190 119V118H189ZM195 118H192V119H190V122L188 121V124H189V126L188 127H190L191 128V126H193L192 124H195V123H193L195 120H194ZM2 120H4V119H2ZM55 120V121H54ZM77 120H79V118L77 119ZM105 120V119H104ZM134 120V119H133ZM153 120H155V119H153ZM165 120V119H164ZM163 120V121H164ZM7 121V120H6ZM14 121H12V123L14 122ZM17 121H19V120H17ZM16 121V122H17ZM27 121V120H26ZM25 121V122H26ZM50 121V122H51ZM59 121L62 123V126L60 125V123H59ZM91 121H93V120H89L88 122H85L87 125H89V126H91V124L93 125L94 123L93 122H91ZM95 122H96V119L94 120ZM115 121H113V122H115ZM150 121V120H149ZM152 121V120H151ZM156 121V120H155ZM182 121V120H181ZM112 122V123H113ZM183 122V121H182ZM182 122H180V123H182ZM0 123H1V120H0ZM27 123V122H26ZM59 123V124H58ZM66 123H67V127H66ZM144 123V122H143ZM146 123H148V122H146ZM170 123V122H169ZM179 123V124H180ZM7 124V123H6ZM49 124V123H48ZM76 124V123H75ZM86 124L84 125V126H86ZM141 124H142V122H141ZM159 124V123H158ZM157 124V125H158ZM161 124V123H160ZM71 125V124H70ZM101 125H102V123H101ZM104 125V124H103ZM126 125H127V127L128 128H126L125 129V127H126ZM130 125V124H129ZM148 125H149V123H148ZM152 125V124H151ZM161 125H163L164 127H166L165 126V123L164 124H161ZM3 126V125H2ZM50 126V125H49ZM88 126V127H89ZM142 126V128H143V125H141ZM170 126V125H169ZM173 126V125H172ZM176 126V125H175ZM28 127V126H27ZM44 127V126H43ZM48 127V125L46 126L45 125V129L46 130H48L49 131V129L50 128H47ZM95 127V126H94ZM147 125H146V127H144L143 129L144 130H148L147 129ZM151 127V126H150ZM160 127H162V126H160ZM160 127H158L157 128V130L160 128ZM168 127V126H167ZM70 128H73V126L72 127H70ZM95 128V129H96ZM139 128V127H138ZM141 128V127H140ZM156 128H155V130H156ZM163 128V127H162ZM74 130H76L75 128H73ZM72 129V130H73ZM83 130H85V128H82ZM88 129V128H87ZM94 129V130H95ZM125 129V130H124ZM127 129L129 130V131H127ZM134 130L136 129V128H133ZM168 130H169V127L167 128ZM178 129V128H177ZM186 129H188V128H186ZM185 129V130H186ZM3 130V129H2ZM26 130H29V129H26ZM43 130V129H42ZM42 130H41V132H42ZM92 130H93V128L91 129V132H92ZM101 130V131H100ZM137 130V129H136ZM150 130V131H151ZM160 130V129H159ZM164 130H166V128L164 129ZM170 130H172V129H170ZM173 130H175V129H173ZM179 130V129H178ZM190 130V129H189ZM48 131H46V133L48 132ZM88 131H90V129L88 130ZM88 131H86V134L87 133H89ZM141 131V130H140ZM140 131L137 133L138 135H144V133L143 134H140ZM149 131V130H148ZM167 131V130H166ZM198 131V130H197ZM5 132V131H4ZM51 132V131H50ZM94 132H97V131H94ZM93 132V133H94ZM98 132V133H99ZM160 132H162V129H161V131ZM74 135V136H72V135ZM97 134V133H96ZM95 133L93 134V135H96ZM134 134V133H133ZM147 134V135H148ZM160 134V133H159ZM179 134V133H178ZM31 135V134H30ZM49 135H52V134H49ZM131 135V134H130ZM137 135V136H138ZM147 135H145V136H147ZM162 135H163V133H162ZM225 135V134H224ZM25 136H26V133H25ZM48 136V134L47 135H45V137H47ZM87 136V135H86ZM179 136H180V134H179ZM93 137V136H92ZM92 137H91V139H92ZM178 137V136H177ZM138 138V137H137ZM12 139V138H11ZM53 139H52V141H53ZM185 139V138H184ZM9 140V141H8ZM13 140V139H12ZM85 140H87L86 141V143H87V147H85V146H83V147H81V141L83 142H85ZM134 140V139H133ZM179 140V139H178ZM183 140V139H182ZM50 141V140H49ZM134 141H137V140H134ZM149 141V142H148ZM171 141V140H170ZM45 142H48V141H45ZM54 143V142H53ZM86 143L85 144H83L82 143V145H86ZM129 143V142H128ZM132 143V142H131ZM161 143V144H160ZM127 144V146L128 147H130L129 148V150L126 152V153H124L123 152V150H122V147L123 146H125ZM160 144V145H159ZM172 144V143H171ZM56 145V144H55ZM143 146V150H145L144 151V154H146V155H143V158H144V156H145V158L143 159L142 157H140V158H142L144 161H139V160H137L136 159V153H138V150L139 149H141L140 147H142ZM204 146V145H203ZM82 148V149H81ZM86 148V152L89 154L87 157H89V159H87L88 161H87V164H86V166H85V168H81V161L79 160V158H80V155L82 154V152H84V149ZM173 148V147H172ZM177 147H175L174 148V150L176 149ZM226 148V147H225ZM126 149H127V147H126ZM53 150V149H52ZM172 150V149H171ZM173 150V151H174ZM86 152H85V154H86ZM166 152H168V151H166ZM209 152V151H208ZM26 153H29V152H26ZM81 153V154H80ZM175 153V152H174ZM1 154V153H0ZM53 155V154H52ZM51 155V156H52ZM56 155H53V156H55L56 157ZM175 155H176V153H175ZM174 155V156H175ZM33 156V155H32ZM35 156V155H34ZM85 156V155H84ZM140 156H142V155H140ZM41 158H40V162L38 163V164H40V163H42V164H45V163H43L42 161H44V159H45V156L44 155H42V156H40ZM171 156H169V158H170ZM32 158V157H31ZM35 158V157H34ZM39 158V157H38ZM160 158V157H159ZM169 158H167V157H165V159H169ZM194 158V157H193ZM48 158H46V160H47ZM95 159L96 160H98V161H100V163H102V164H100V165H108V167H103L102 169L100 168V170H96L97 169V165H95L92 161H94L95 162ZM185 159V158H184ZM183 159V160H184ZM29 160L30 159H28V162H29ZM45 160V162H47ZM66 160V161H65ZM159 160V159H158ZM170 160V159H169ZM34 161V160H33ZM38 161V160H37ZM36 161V162H37ZM63 163H62V162ZM64 161H65V163H64ZM98 161H96L95 163L97 164H99V162ZM164 162V161H163ZM166 162H169V161H166ZM20 163V164H19ZM32 163V162H31ZM35 163V162H34ZM51 163H53V162H51ZM160 163V162H159ZM185 163H186V161H185ZM184 163V164H185ZM30 164V163H29ZM54 164V163H53ZM181 164V163H180ZM179 164V165H180ZM46 165H48L47 163H46ZM84 165V164H83ZM228 165V164H227ZM25 166V165H24ZM28 166V165H27ZM35 166H38L37 164L35 165L34 164V167ZM41 166V165H40ZM101 166V167H102ZM17 168H14V169H18L19 168V166H16ZM26 167V166H25ZM24 167V168H25ZM96 167V168H95ZM160 167V168H159ZM164 167V168H163ZM226 167V166H225ZM20 168H23V167H20ZM28 168H29V166L28 167H26V169H24V170H26L27 172H28ZM132 168V169H131ZM10 169V168H9ZM30 170L31 169H33V168H29ZM137 169V168H136ZM136 169H134V172L133 173H135L136 171ZM181 169V167L179 168V170ZM11 170H12V168H11ZM23 170V171H24ZM26 171H24V172H26ZM139 171V170H138ZM14 172V171H13ZM16 172V171H15ZM21 172V171H20ZM129 172V171H128ZM0 173H1V171H0ZM22 173V175L23 174H27V173H23V172H21ZM30 173V172H29ZM28 173V174H29ZM130 173V172H129ZM7 174V173H6ZM19 174V173H18ZM17 174V175H18ZM31 174V173H30ZM99 174V175H98ZM128 174V173H127ZM8 175H10V174H8ZM14 175H15V173H14ZM123 175V174H122ZM132 175V174H131ZM157 175H159V176H157ZM178 175V174H177ZM19 176V175H18ZM25 176V178H28L29 179V177L28 176H26V175H24ZM94 176V180H93V182H89L88 180V178H90V180H91V178ZM1 177V176H0ZM20 177V176H19ZM18 177V178H19ZM120 177H122V176H120ZM130 177V176H129ZM155 177H157V178H155ZM167 177V176H166ZM202 177V176H201ZM4 178V177H3ZM44 178V179H43ZM62 178V179H61ZM11 179H14V177L13 178H11ZM88 179V180H87ZM130 179V178H129ZM4 180V179H3ZM134 180V179H133ZM5 181H6V179H5ZM26 181H28V180H23V177L22 178H20V179H14V182H13V186H14V188H15V190H16V192H20L21 194H22V196H23V194L25 195V193H27V192H25V190H26V184L27 183H29V182H27L26 183ZM161 181L162 182H165V181H163L162 179H161ZM188 181V180H187ZM9 182V181H8ZM126 183V182H125ZM5 185H4V187H0V199L1 200H3L1 203H3V202H5V203H7L5 206L7 207V211H5L6 212V214H5V216H13L14 217V214L15 213H17V212H15L16 210H15V207L14 206H12V204L14 205V204H16V203H12V204H10V202L12 201H9L10 200V196L11 195H13V191H12V188L10 187V189H9V187L8 188H6L5 186H10L11 184H12V180H11V184L10 185H6L7 183H4ZM171 184V183H170ZM189 185H191V184H189ZM0 186H1V184H0ZM44 186V188L46 189V185H43ZM58 186V185H57ZM122 186V185H121ZM203 186V185H202ZM56 187V186H55ZM81 187V188H82ZM43 188V187H42ZM58 188V187H57ZM79 188V189H78ZM56 189V188H55ZM126 189V188H125ZM40 190V189H39ZM50 189H48V191H49ZM53 190V189H52ZM122 190V189H121ZM135 190V191H136ZM194 190V189H193ZM214 190V189H213ZM26 191H28V190H26ZM48 191L46 190V191H44V192H47V195H48ZM55 191V190H54ZM83 191H84V189H83ZM86 191V190H85ZM167 191H169V190H167ZM196 191V190H195ZM12 192V194L10 195V193ZM36 192V191H35ZM40 192H43V191H40ZM39 192V193H40ZM82 192V191H81ZM87 192V191H86ZM117 192V193H116ZM49 193H52V191L51 192H49ZM55 193V192H54ZM53 193V194H54ZM88 193V192H87ZM116 193V194H115ZM122 194H123V191L121 192ZM130 193V192H129ZM132 193V192H131ZM131 193L129 194L130 195V197H131ZM134 193H136V192H134ZM133 193V194H134ZM36 194V193H35ZM20 195V194H19ZM55 195V194H54ZM120 195V194H119ZM138 195V194H137ZM142 195H139V196H142ZM18 196V195H17ZM38 196V195H37ZM50 196H51V194H50ZM53 196V195H52ZM118 196V197H117ZM126 195H124V197H125ZM208 196V195H207ZM33 197V198H32ZM35 196H34V194L32 193V195H30V196H27L26 198L27 199H35L34 198ZM54 197H57V196H54ZM86 197V196H85ZM151 197V198H150ZM217 197V196H216ZM12 198V197H11ZM139 198H142V197H139ZM150 198V199H149ZM154 198V199H155ZM61 199V198H60ZM128 199V198H127ZM155 199V200H156ZM39 200V199H38ZM47 200H48V198H47ZM50 200V199H49ZM49 200L46 202L45 201V199H44V201L46 202V204L48 203L49 204ZM53 200H54V198H53ZM56 200V199H55ZM16 201V200H15ZM20 200H18V202H19ZM29 201H35V200H29ZM85 201V200H84ZM147 201V202H148ZM153 201V200H152ZM158 201H160V200H158ZM27 202V201H26ZM25 202V203H26ZM54 202V203H53ZM151 202V201H150ZM215 202V201H214ZM5 203H3V204H5ZM131 203V202H130ZM135 203H138L137 205H136V209H135V212H133V216H132V218L130 219V217H129V219L125 222L124 221V223H121V221L123 220L122 218H121V221H119V223H116V222H118L117 220H115V217L117 218L118 216H116L115 215V217H113V219H114V223H113V220H111V217H108V218H110V223H109V220L106 222L105 220V217H104V221L106 222V224H107V226H105L104 228H106V227H108V224H109V226H110V228L112 227V229H113V227H115V228H119V232L118 233H116V234H111L110 236H107L106 234H105V232H104V238H102L101 239V237H99V239L97 240V241H102L103 240V242H102V244H101V247L99 248V249H96L95 248V250H92V251H87V252H89V258L90 257H94V256H96V255H100V258L99 259H101V262L99 263V264H128V263H130L131 261H133L134 259H136V261H137V259H140L139 257H140V253H142L143 251H144V249H146V247H145V245H143L142 246V243L143 242H145V241H147L148 240V238L150 237V235H152L153 234V232H155L154 230H155V228H157L158 226L157 225H159V224H162V222H160V221H158V222H156L158 219V217H156L155 216V218L157 219H153L152 217H150V216H152V215H150V214H153L152 212H153V210H150L149 212H146L145 210L146 209H144L143 207H144V205H143V203H145V202H143V198H142V200H137V201H135ZM155 203V206H156V201L154 202ZM167 203V202H166ZM31 204H33V202H31ZM44 204V203H43ZM86 204V203H85ZM119 204V205H118ZM149 204V203H148ZM168 204V203H167ZM18 205V204H17ZM29 205V204H28ZM34 205H36V204H34ZM34 205H30L29 207H26V209L27 208H30V207H32V206H34ZM84 205V204H83ZM128 205V204H127ZM5 206H3V207H5ZM37 206V205H36ZM124 206V205H123ZM129 206V205H128ZM143 206V207H142ZM152 206V205H151ZM164 206H165V204H164ZM5 207V208H6ZM17 208H19V206H16ZM41 207V206H40ZM150 207V206H149ZM153 207V206H152ZM33 208H36V207H33ZM80 208V207H79ZM82 208V207H81ZM105 208V207H104ZM125 208V207H124ZM157 208V207H156ZM155 208V209H156ZM40 209V208H39ZM38 209V210H39ZM78 209V208H77ZM121 209V208H120ZM122 209H123V207H122ZM121 209V210H122ZM126 209V208H125ZM125 209H123V210H125ZM147 209H148V207H147ZM150 209H151V207H150ZM6 210V209H5ZM28 210V209H27ZM31 210H34V209H32V208H30V211ZM170 210H171V208H170ZM184 210V209H183ZM17 211H19V210H17ZM22 211V210H21ZM20 211V212H21ZM58 211H59V209H58ZM61 211V210H60ZM104 211V210H103ZM133 211V210H132ZM101 212V211H100ZM117 212V213H118ZM131 212V211H130ZM158 212V211H157ZM157 212L156 211H154V213L155 214H157ZM60 213H62V212H60ZM71 213V214H72ZM169 213V212H168ZM171 213V212H170ZM32 214V213H31ZM70 214V215H71ZM77 214V213H76ZM75 214V215H76ZM79 214V213H78ZM127 214H129V213H127ZM18 215V214H17ZM21 215V214H20ZM20 215H18V219L17 220H19V221H22V220H20L21 218H19V216ZM26 215V217L25 218H27V214H25ZM81 215V214H80ZM132 215V214H131ZM166 215V214H165ZM4 216V217H5ZM22 216V215H21ZM36 216H37V214H36ZM104 216V215H103ZM102 216V217H103ZM161 216V215H160ZM3 217V218H4ZM7 217V218H8ZM31 218H32V220L34 219L33 218V216H30ZM37 217V218H38ZM71 217V216H70ZM77 217V216H76ZM100 217V218H99ZM152 218L153 219V221L151 220V221H149L150 220V218ZM163 217V216H162ZM168 217H170V214H168V216H166V218H168ZM175 217V216H174ZM1 218V217H0ZM6 218V219H7ZM15 218V217H14ZM31 218H27V219H29V221H30V219ZM83 218V217H82ZM107 218V217H106ZM107 218V219H108ZM165 218V219H166ZM126 219V218H125ZM164 219V220H165ZM63 220V221H62ZM77 221H78V219H76ZM163 220V221H164ZM170 220H172V219H170ZM19 221H17V222H19ZM27 221V220H26ZM36 221H38V220H36ZM76 221V222H77ZM82 221V220H81ZM116 221V222H115ZM155 221V222H154ZM14 222V221H13ZM16 222V221H15ZM23 222H25L24 221V219H23ZM74 222V221H73ZM100 222V221H99ZM98 222V223H99ZM103 222V221H102ZM8 223V222H7ZM26 223V222H25ZM33 223V222H32ZM38 223V222H37ZM167 223V222H166ZM5 224V223H4ZM14 224H16L17 225V227H15L13 230H14V232H16V233H18L19 234V231H20V229L19 228H22V226L21 227H18V226H20L19 224H20V222H19V224H17V223H12V225L11 226H13ZM118 226H117V225ZM165 224V223H164ZM3 225V224H2ZM23 225V224H22ZM42 225H44V226H42ZM49 225H51V224H49ZM48 225V226H49ZM85 225V224H84ZM102 225H105V223L104 224H102ZM113 225H116V226H113ZM167 225V224H166ZM62 226H61V228H62ZM71 226V225H70ZM162 226V225H161ZM82 227V226H81ZM92 227V228H91ZM11 227H9V230H11L10 229ZM68 228V227H67ZM72 228V227H71ZM80 229V228H79ZM163 229V228H162ZM7 230V229H6ZM12 230V231H13ZM44 230V229H43ZM51 230V229H50ZM59 230V229H58ZM78 230V229H77ZM81 230H83L82 228H81ZM93 230V231H94ZM110 230V229H109ZM115 230V229H114ZM117 230V229H116ZM3 231H5L4 229H3V227H1V225H0V236L1 235H3ZM8 231V230H7ZM21 231H23V229H21ZM45 231V230H44ZM67 231V230H66ZM84 231V230H83ZM85 231H87V230H85ZM106 231V233H108L107 232V229L105 230ZM82 232V231H81ZM81 232H76V230H75V236L76 235H80L79 233H81ZM88 232V231H87ZM87 232H85V233H87ZM112 232H114V231H112ZM35 233V232H34ZM36 233L35 234H33V235H36ZM59 233H60V230H59ZM84 233V232H83ZM88 233H90V234H88ZM87 234H88V238H86V241L84 242H81L80 243V247L81 246H83V247H86V246H89L92 242H91V240L93 241V239L92 238H94V236H93V234L95 233V231L94 232H88ZM5 234V233H4ZM18 234H15V235H18ZM23 234V233H22ZM74 234V233H73ZM73 234H66V235H62V236H59L58 234H56L58 237H55L54 238V240L57 242V244H55V245H57V247L58 248H56L57 250H59V252H60V254L62 253V255H63V259H66V261L67 260H69V258H72L73 259V257H70V256H72V255H74L73 254V252L75 253V246H76V244L74 243L75 242V240H73V239H75L76 237H72V236H74ZM97 234V233H96ZM103 234V233H102ZM156 234V233H155ZM161 234V233H160ZM25 235V234H24ZM32 235V236H33ZM42 235V234H41ZM44 235V234H43ZM5 236H7L6 234H5ZM19 236H20V234H19ZM23 236V235H22ZM22 236H20V237H22ZM29 236V235H28ZM100 236V235H99ZM2 237V236H1ZM19 237V238H20ZM33 237H35V236H33ZM169 237V236H168ZM23 239V238H22ZM30 239H32V238H30ZM39 239V238H38ZM157 239V238H156ZM6 240V239H5ZM16 241H17V239H15ZM19 240V239H18ZM24 240L25 239H23V241L22 242H24ZM42 240H44V239H42ZM42 240H40V241H36V242H34L33 244H26V246L25 245H23V246H25L24 248L22 247V248H20V250H22V249H26V250H28V251H30V253L32 252V260H28L30 263H28V261H27V264H53V258L55 259V254H57V253H55L54 254V257H51L52 255H50V251L48 252L46 249V244L48 243H46L45 244V241H42ZM96 239H94V241H95ZM26 242H27V240H25ZM32 241V240H31ZM34 241V240H33ZM93 241V242H94ZM97 241H95V242H97ZM22 242H19L21 245H22ZM160 242V241H159ZM164 242H166V241H164ZM25 243V242H24ZM31 243V242H30ZM52 243V242H51ZM147 242H145L144 244H146ZM149 243H151V242H149ZM20 244H19V246H20ZM3 245V244H2ZM11 245V244H10ZM50 245V244H49ZM92 245V244H91ZM4 246H6V242H5V245ZM18 246V247H19ZM78 246L79 245H77V248H78ZM98 246H100V245H98ZM48 247V246H47ZM83 247H81L80 249H83ZM145 247V248H144ZM1 248V247H0ZM9 248V247H8ZM15 248V247H14ZM91 248V247H90ZM142 248H144L143 249V251H142ZM1 250V249H0ZM16 250V249H15ZM17 251V250H16ZM23 251V250H22ZM78 251V250H77ZM57 252V251H56ZM15 253V252H14ZM19 253H20V251H19ZM25 253V252H24ZM21 254V253H20ZM27 254V253H26ZM59 254V255H60ZM18 255V254H17ZM22 256H23V254H21ZM1 256V255H0ZM16 256V255H15ZM25 256V255H24ZM27 256H29V254L27 255ZM31 256V255H30ZM98 256H97V258H98ZM2 257V256H1ZM21 257V256H20ZM143 256H141V259H143L142 258ZM12 258H15V257H12ZM17 258H18V256L16 257V259H6L5 260V256H4V258H0V259H4V260H2V261H0V264H21L23 261L22 260H20V261H22V262H20L19 261V263L17 262L18 260H17ZM20 259H22V258H20ZM28 259H29V257H28ZM31 259V258H30ZM140 259V260H141ZM89 260V259H88ZM25 261V260H24ZM56 261V260H55ZM65 261V262H66ZM56 262H60V264H61V262L62 261H56ZM68 263H70V262H68ZM67 263V264H68ZM71 263H72V261H71ZM70 263V264H71ZM87 263L88 264H92L90 261H87ZM94 263V262H93ZM98 263V262H97ZM96 263V264H97ZM143 263V262H142ZM72 264H74V263H72Z\"/></svg>", "mask_w": 264, "mask_h": 264}]
</instances>
